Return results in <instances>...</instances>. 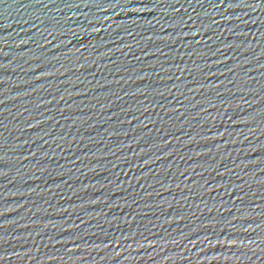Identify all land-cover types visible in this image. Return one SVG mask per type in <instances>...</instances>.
<instances>
[{
	"label": "water",
	"instance_id": "water-1",
	"mask_svg": "<svg viewBox=\"0 0 264 264\" xmlns=\"http://www.w3.org/2000/svg\"><path fill=\"white\" fill-rule=\"evenodd\" d=\"M0 264H264V0H0Z\"/></svg>",
	"mask_w": 264,
	"mask_h": 264
}]
</instances>
